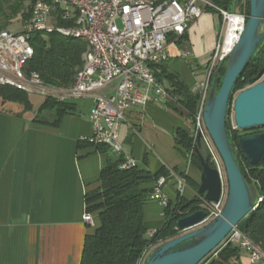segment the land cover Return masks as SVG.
<instances>
[{"label": "crops", "instance_id": "1", "mask_svg": "<svg viewBox=\"0 0 264 264\" xmlns=\"http://www.w3.org/2000/svg\"><path fill=\"white\" fill-rule=\"evenodd\" d=\"M221 26V15L209 10L170 45L164 67L191 92L207 75ZM176 102L177 107L151 102L145 110L136 108L129 120L137 132L126 123L120 130L125 153L140 170L168 172L164 191L172 203L178 196L175 176L194 185L187 183L183 197L188 201L196 196L195 186L199 187L202 176L176 143L178 129L192 135L191 115ZM72 104L75 113L66 115L57 128L0 107V264L81 263L85 238L98 225L97 218L94 226L84 221L86 195L100 187L101 172L118 158L108 148L100 150L87 141L94 132L93 100ZM155 183L141 187L154 189ZM143 212L152 235L163 225L165 209L151 200ZM239 262L264 264L253 263L244 251Z\"/></svg>", "mask_w": 264, "mask_h": 264}, {"label": "built area", "instance_id": "2", "mask_svg": "<svg viewBox=\"0 0 264 264\" xmlns=\"http://www.w3.org/2000/svg\"><path fill=\"white\" fill-rule=\"evenodd\" d=\"M209 10L221 15L222 26L208 61L207 75L195 90L200 95V103L196 115L191 117V134L196 142L201 136L202 144L218 163L215 145L204 121L210 79L217 68L227 62L249 18L245 13L232 14L212 0H38L32 5L30 18L23 22L20 32L7 29L0 34V85L29 95L53 97L61 102L91 98L90 119L94 132L87 141L94 146H106L116 158L123 159L122 169L137 167V162L125 153L120 135L122 125H131L129 114L132 110H145L151 102L177 107L173 88L166 81L159 80L157 74L169 60L170 45L186 35ZM63 14L78 17V24L58 23L57 15ZM49 27L87 31L91 36L93 62L89 74L74 91L43 88L33 73L27 72L28 36L34 28H41L42 33L48 34ZM131 127L137 132L134 126ZM188 155L191 159L192 152ZM216 170L222 180V194L218 203L203 200L206 204L203 210L207 212L205 223L222 213L228 197L227 181L219 164ZM175 177L177 195L183 197L187 182ZM166 184L167 177H160L151 195V200H158L164 209L170 202L164 191ZM83 218L89 226L95 225L91 213L86 212ZM228 243L248 253L253 263H264L244 244L237 227L227 237L225 244ZM152 249L144 253L139 264H143Z\"/></svg>", "mask_w": 264, "mask_h": 264}, {"label": "trees", "instance_id": "3", "mask_svg": "<svg viewBox=\"0 0 264 264\" xmlns=\"http://www.w3.org/2000/svg\"><path fill=\"white\" fill-rule=\"evenodd\" d=\"M37 1L0 0V33L7 30L17 20L28 21L31 7ZM212 1L228 12L231 10L234 13H245L248 18L250 16V0ZM31 44L34 48V55L28 61L27 72L39 75L44 85L48 87L67 89L73 86L78 73L84 66V56L90 50L89 44L86 41L66 38L57 33L44 34L42 32L32 35ZM263 67L264 42L237 80L228 113L232 102L234 105V95L238 96L242 91L256 85L257 77ZM225 72L226 67L223 65L216 92L221 88ZM157 77L173 88L172 93L175 99L189 112L191 117H194L198 111L200 95L191 92L177 74L165 67L161 68ZM213 80L214 75L210 79V86ZM0 99L5 102V105L18 104L23 106L25 111L35 113L31 119L32 122L56 128L60 126L66 115L76 111L72 103L61 102L53 97H44L36 109L29 94L10 86L0 85ZM2 109L6 111L3 107ZM46 114H52L54 119L49 121L45 117ZM240 133L239 130L230 132L228 129L233 154L250 188L253 200H261L248 223L246 235L264 252V161L253 166L244 158L239 147V140L246 135L241 136ZM176 143L179 149L186 154L192 152V164L202 170L196 153L198 146L194 137L178 129ZM97 148L101 150L107 147L97 146ZM206 158L214 167L210 157ZM122 162L123 159H118L110 163L101 172L100 187L86 195L87 212L94 214L98 225L93 233L85 238L80 264H139L144 253L150 248L180 237L183 233L177 229L178 220L201 210V204L204 203L197 194L198 186H195L196 196L191 201L178 195L176 201L169 202L165 208L163 225L152 235H148L143 209L151 201L153 189L141 186L152 181L156 182L162 176L168 177V172L162 169L156 174H151L138 167L122 169ZM186 182L194 187L189 180ZM241 253L240 247L224 242L200 264H239Z\"/></svg>", "mask_w": 264, "mask_h": 264}, {"label": "water", "instance_id": "4", "mask_svg": "<svg viewBox=\"0 0 264 264\" xmlns=\"http://www.w3.org/2000/svg\"><path fill=\"white\" fill-rule=\"evenodd\" d=\"M230 13L234 14L230 10ZM264 42V0H250V16L239 43L228 57L221 88L216 92L223 64L214 73V80L204 110V121L209 135L223 161L228 197L222 213L205 223L207 212L199 210L181 218L177 229L183 234L152 249L143 264H200L222 245L234 228L247 234L248 223L261 200H253L250 188L234 157L227 129V114L233 98L234 86L252 57ZM257 84L242 91L234 99V125L247 131L264 128V67L257 77ZM5 105V102L2 103ZM196 153L202 165L198 196L218 203L222 194V180L201 150V136L197 138ZM244 158L253 166L264 161V133L245 136L239 140Z\"/></svg>", "mask_w": 264, "mask_h": 264}, {"label": "bare ground", "instance_id": "5", "mask_svg": "<svg viewBox=\"0 0 264 264\" xmlns=\"http://www.w3.org/2000/svg\"><path fill=\"white\" fill-rule=\"evenodd\" d=\"M57 22L58 23L71 22V24H78V17H72V14L57 15ZM36 32H42L41 28H34V30H32V33L29 34L28 39H27L28 52H30V53H28V61L31 60L33 58V55H34V48L31 44V37ZM48 33H57V34H59L63 37H66V38L83 40V41H86L90 46V50L84 56V59H85L84 66L81 69V71L78 73L76 80H75V83L70 88L64 89V88L48 87V86L44 85V83L41 80L39 75H37V74L33 75V77L35 79H37L38 84L40 86H43V88H46V89H63V90H67V91H74V89H76L80 85V83L83 82V79L85 78V76L89 74V71L91 68V62H93V46H92L91 36L89 35V32H87V31L73 32V31L68 30V29H62V28H57V27H49ZM0 34H3V32H1ZM237 44L238 43H235L234 48L236 47ZM240 236H242L244 238V244L248 246L249 250L252 251L253 254L256 255L258 258H260L261 260H264V252L250 238H248L246 234H243L241 231H240Z\"/></svg>", "mask_w": 264, "mask_h": 264}, {"label": "rangeland", "instance_id": "6", "mask_svg": "<svg viewBox=\"0 0 264 264\" xmlns=\"http://www.w3.org/2000/svg\"><path fill=\"white\" fill-rule=\"evenodd\" d=\"M22 24L23 22H21V20H17L15 21L9 28L8 30L10 32H13V33H18L21 31L22 29ZM226 64L227 62H225L224 66L226 67ZM216 72V71H215ZM213 83V82H212ZM211 87H212V84L210 86V90H211ZM210 94V92H209ZM237 96V94L234 95V99L235 97ZM43 96H39V95H30V99H31V102L34 104L35 108L37 109V107L39 106V104L41 103V101L43 100ZM2 101L0 99V107L2 106ZM7 112H10V113H15V114H18V115H22L24 117H27L28 119H33L35 113L33 112H28V111H25L24 110V107L21 106V105H18V104H8V105H3L2 106ZM233 102H232V106H231V110L230 112L227 114V126H228V129L230 132L232 131H236L237 129L235 128V125H234V111H233ZM45 117L51 121V117H53L52 114H46ZM50 118V119H49ZM241 131V130H239ZM260 131H264V128H259V129H252V130H248V131H241L240 135L241 136H250V135H255V134H259ZM215 150H216V153L218 155V163L214 160V157L212 156V153L207 149L206 146L203 145L202 147V154L205 156V157H210V160L211 162L213 163L215 169H218V164H219V167L222 169V174L224 176V180L227 181V177H226V171H225V167H224V164H223V161L216 149V147L214 146ZM214 150V152H215ZM236 151V149H235ZM237 153V152H236ZM206 207V204H201V210H203L204 208ZM92 214V213H91ZM94 216V214H92ZM96 217L94 216V219ZM96 222V220H95Z\"/></svg>", "mask_w": 264, "mask_h": 264}]
</instances>
